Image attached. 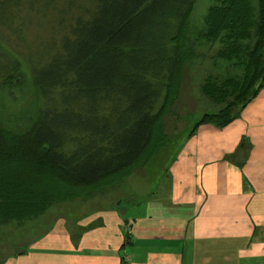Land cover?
<instances>
[{
  "label": "trees",
  "instance_id": "16d2710c",
  "mask_svg": "<svg viewBox=\"0 0 264 264\" xmlns=\"http://www.w3.org/2000/svg\"><path fill=\"white\" fill-rule=\"evenodd\" d=\"M194 3L98 0L93 10L74 15L63 24L60 50L46 59L29 57L41 102L30 131L21 134L1 126L2 91L21 60L0 41V223L81 200L57 212L44 233L62 217L141 196L148 189L135 192L129 178L140 168L149 176L148 165L176 136L205 123L224 127L240 116L264 86V0H219L209 8L199 35L218 39L228 65L201 85L217 109L181 129L176 104L194 86L187 66L197 47L189 36ZM20 5L0 3L11 15L0 24L15 33L22 32L12 25Z\"/></svg>",
  "mask_w": 264,
  "mask_h": 264
},
{
  "label": "crops",
  "instance_id": "0c3cea01",
  "mask_svg": "<svg viewBox=\"0 0 264 264\" xmlns=\"http://www.w3.org/2000/svg\"><path fill=\"white\" fill-rule=\"evenodd\" d=\"M55 222L0 264H264V86L186 134L149 192Z\"/></svg>",
  "mask_w": 264,
  "mask_h": 264
},
{
  "label": "rangeland",
  "instance_id": "374dc122",
  "mask_svg": "<svg viewBox=\"0 0 264 264\" xmlns=\"http://www.w3.org/2000/svg\"><path fill=\"white\" fill-rule=\"evenodd\" d=\"M17 0H0V3L7 5L13 4ZM21 7L15 8L20 13L16 17L15 23L12 25L14 29L21 27V33H15L10 26L0 24V41L2 48L12 49L13 52L20 58L21 65L8 80L5 88L2 91V118L1 126L4 129L16 131L18 134L30 131L35 118L38 115V104L41 100L36 93L35 86L32 80L31 71L29 68V57L34 59H46L54 51L60 50L62 45V34L65 32L63 26L76 14H86L93 10L95 3L98 0H19ZM219 0H195L193 12L190 17L189 36L192 40H197V47L191 60L187 66H192L195 73L193 76L194 86L191 89L182 91L176 106L180 108L181 118L176 124L179 128L190 129L201 118L204 112H213L217 109V104L210 101L201 91V85L210 73H217L218 70L224 69L228 65V60L219 56L223 47L215 38L203 39L199 34L205 27V18L209 8L218 3ZM11 15L8 12L0 9V19L4 23H8ZM16 29V30H17ZM202 38V39H200ZM209 39V40H208ZM4 48L5 50H7ZM201 55V56H200ZM189 75H187L188 78ZM188 112H193L191 116L185 115ZM175 122H171L170 127ZM171 132V131H170ZM172 134V133H171ZM186 134L181 133L176 136L173 143L166 149L160 150L157 156L148 165L147 173L143 168L136 170L128 180V184L135 192H142L153 185L155 179L170 165L177 148L185 141ZM162 154V155H161ZM157 174V175H156ZM146 183L150 185L147 186ZM130 186V188H131ZM139 196V195H138ZM137 195H128L126 199L138 197ZM81 200L69 201L61 203L43 211L35 218L28 217L27 219H16L0 223V261L17 251L26 249L30 242L37 236L42 234L49 223L56 218L57 212H62L63 209L71 206H80ZM117 203V202H116ZM84 205V204H83ZM114 206L110 205L109 207ZM82 212H80L81 214ZM61 214V213H60ZM79 214V213H77ZM58 216V215H57ZM54 223V222H53ZM48 229L56 228L54 224ZM39 238V237H38Z\"/></svg>",
  "mask_w": 264,
  "mask_h": 264
}]
</instances>
